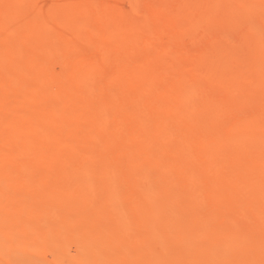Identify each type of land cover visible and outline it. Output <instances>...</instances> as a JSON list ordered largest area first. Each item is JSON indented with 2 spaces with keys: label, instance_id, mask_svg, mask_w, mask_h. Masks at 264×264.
<instances>
[{
  "label": "rangeland",
  "instance_id": "1",
  "mask_svg": "<svg viewBox=\"0 0 264 264\" xmlns=\"http://www.w3.org/2000/svg\"><path fill=\"white\" fill-rule=\"evenodd\" d=\"M2 2L0 264H264V0Z\"/></svg>",
  "mask_w": 264,
  "mask_h": 264
},
{
  "label": "bare ground",
  "instance_id": "2",
  "mask_svg": "<svg viewBox=\"0 0 264 264\" xmlns=\"http://www.w3.org/2000/svg\"><path fill=\"white\" fill-rule=\"evenodd\" d=\"M0 2H2V0H0ZM2 3H4V2H2ZM0 5H1V4H0ZM4 5H5V4H4ZM5 6H6V5H5ZM0 8H1V7H0ZM1 9H3V8H1ZM194 10H195V9H194ZM202 11H203V10H202ZM201 13H202V12H201ZM13 15H14V14H13ZM228 16H230V18H231V15H228ZM234 17H235V15H234ZM225 18H226V17H225ZM230 18H229V19H230ZM232 18H233V16H232ZM191 19H192V18H191ZM227 19H228V18H227ZM233 19H234V18H233ZM233 19H232V20H233ZM49 20H50V19H49ZM230 20H231V19H230ZM192 21H193V20H192ZM228 21H229V20H228ZM45 22H46V21H45ZM190 24H192V23H190ZM184 30H185V29H184ZM100 31H101V30H100ZM100 31H99V32H100ZM145 31H146V30H145ZM179 31H180V29H179ZM179 31H178L177 33H179ZM119 32H120V31H119ZM125 32H126V31H125ZM127 32H128V31H127ZM183 32H184V31H183ZM185 32H187V31H185ZM181 33H182V32H181ZM181 33H179V34H181ZM187 33H188V32H187ZM99 34H100V33H99ZM101 34H102V32H101ZM184 34H185V33H184ZM184 34H183V35H184ZM186 35H187V34H186ZM99 36H100V35H99ZM143 36H144V35H143ZM143 36H142V37H143ZM188 36H189V35H188ZM100 37H101V36H100ZM144 38H145V36H144ZM99 39H100V38H99ZM141 39H142V38H141ZM34 41H35V40H34ZM35 42H36V41H35ZM37 42H38V41H37ZM37 44H38V43H37ZM73 45L75 46V44H73ZM168 47H169V46H168ZM65 49H66V48H65ZM165 49H166V48H165ZM63 50H64V49H63ZM170 50H171V48H170ZM170 52H172V50H171ZM174 52H176V51L174 50ZM177 53H179V52H177ZM179 54H180V53H179ZM182 54H183V53H182ZM182 54H181V55H182ZM184 54H185V52H184ZM184 54H183V55H184ZM186 54H187V53H186ZM186 54H185V55H186ZM151 57H152V56H151ZM149 58H150V56H149ZM152 59H153V58H152ZM152 59H151V61H152ZM171 60H172L173 62L176 61V59H172V58H171ZM149 61H150V60H149ZM168 62L170 63L169 58H168ZM176 62H177V61H176ZM171 64H173V63H171ZM174 64H175V63H174ZM174 64H173V65H174ZM175 65H176V64H175ZM70 68H71V66H70ZM72 68H73V67H72ZM72 68H71L70 72H72ZM87 69H90V68L87 67ZM87 69L84 68V70H87ZM96 69H97V68H95L92 72H95ZM101 70H102V69H101ZM101 70H100V71H101ZM68 71H69V70H68ZM73 71L75 72V68H74ZM179 71H180V70H179ZM81 72H82L81 74L85 77V76H86L85 74H86V73L89 74V73H90V70H87L86 73H85V72L83 71V69H82ZM97 72H98V71H97ZM105 72H106V71H105ZM171 72H172V71H171ZM177 72H178V71H177ZM177 72H176V73H177ZM83 73H84V74H83ZM99 73H101V72H99ZM103 73H104V71H103ZM137 73H138V72H137ZM167 73L169 74V71H168ZM167 73H166V75H168ZM183 73H184V72H183ZM183 73H182V75H183ZM185 73H187V72H185ZM81 74H80V76H81ZM90 74H91V73H90ZM171 74H172V73H171ZM178 74H179V76H180V73H178ZM187 74H188V73H187ZM25 75H26V74H25ZM94 75H95V76H96V75L98 76L99 74L95 72ZM103 75H104V74H103ZM185 75H186V74H184V76H185ZM80 76H79V77H80ZM83 76H82V77H83ZM88 76H89V75H88ZM95 76H93V77H95ZM97 76H96V77H97ZM170 76H171V75H170ZM170 76H169V77H170ZM174 76H176V75H174ZM174 76H173V77H174ZM179 76H178V77H179ZM158 77H159V76H158ZM158 77H157V78H158ZM178 77H175V78H178ZM19 78H20V77H19ZM21 78H22V77H21ZM24 78H25V76H24V74H23V79H24ZM86 78H88V77H86ZM90 78H91V77H90ZM154 78H155V77H154ZM165 78H166V77H165ZM181 78H182V77H181ZM80 79L83 80V78H81V77H80ZM80 79H79V81H80ZM155 79H156V78H155ZM162 79H163V78H162ZM166 79H168V77H167ZM179 79H180V78H179ZM179 79H178V81H179ZM182 79H183V78H182ZM187 79L189 80V76H187ZM187 79H186V80H187ZM20 80H21V79H20ZM87 80H88V79H87ZM169 80H170V78H169ZM173 80H176V79H173ZM173 80H172V81H173ZM180 80H181V79H180ZM184 80H185V79H184ZM184 80H183V81H184ZM118 81H119V80H118ZM121 81H122V80H121ZM121 81H120V82H121ZM178 81H176V82L178 83ZM181 81H182V80H181ZM186 82H187V81H186ZM42 83H44V82H42ZM42 83H40V84H42ZM50 83H51V82H50ZM180 83H181V82H180ZM180 83H179V84H180ZM44 84H45V83H44ZM46 84H48V83H46ZM46 84H45V85H46ZM117 84H118V82H117ZM184 84H186V83H184ZM184 84H182V85H184ZM187 84H188V82H187ZM49 85H50V86H53V85H51V84H49ZM49 85H48V86L46 85V86L49 87ZM118 85H119V84H118ZM76 86H77V85H76ZM191 86H192V85H191ZM44 87H45V86H44ZM116 87H117V86H116ZM116 87H115V88H116ZM119 87H120V85H119ZM194 87H196V86H194ZM41 88H43V86H42ZM117 88H118V87H117ZM196 88H197V87H196ZM50 90H51V89H50ZM178 93H179V92H178ZM180 94L182 95V93H181V92L179 93V97H180ZM226 94H227V93H226ZM177 95H178V94H177ZM224 96H226V95H224ZM179 97H178V98H179ZM176 99H177V98H176ZM192 99H194V98H192ZM5 100H6V99H5ZM5 100H4V101H5ZM27 100H28V99H27ZM31 100H32V98H31ZM197 100H198V99H197ZM5 102L8 103V105H6V106H7V107H11V108H12V107L15 105V103H16V101L13 100L12 98L7 99ZM5 102H4V103H5ZM192 102H193V101H192ZM148 103H149V102H148ZM5 104H6V103H5ZM19 104H20L19 102L16 103V105H19ZM150 104H151V103H150ZM16 105H15V106H16ZM28 105H29V106H30V105H31V106L34 105V102H33V101H29V104H28ZM19 106H21V104H20ZM16 107L18 108V106H16ZM32 107H33V106H32ZM147 107H152V105L147 106ZM17 108H16V109H17ZM13 109H15V108L13 107ZM164 111H165V110H164ZM214 111H215V110H214ZM164 113H165V112H164ZM164 113H163V114H164ZM210 113H211V112H210ZM211 114H214V113H211ZM215 114H216V113H215ZM161 116H163V115H161ZM164 116H165V114H164ZM200 116H201V115H200ZM162 118H164V117H162ZM166 118H167V117H166ZM201 118H202V117H201ZM201 118H200V119H201ZM200 119H199V120H200ZM237 119H238V118H237ZM51 120H53V119H51ZM51 120H50V118H49V122H50ZM164 120H165V119H164ZM235 120H236V119H235ZM47 121H48V118H47ZM47 121H46V122H47ZM172 121H173V119H172ZM172 121H170V122H172ZM176 121H177V120H176ZM237 121H238V120H237ZM49 122H47V123H48V126H49ZM233 122H234V121H233ZM47 123H46V124H47ZM50 123H51V122H50ZM172 123H173V122H172ZM174 123H175V121H174ZM174 123H173V124H174ZM66 124H67V123H66ZM66 124H65V125H66ZM69 124H70V123H69ZM175 124H176V123H175ZM67 125H68V124H67ZM46 126H47V125H46ZM70 127H71V126H70ZM233 127H234V125H233ZM233 127H232V130L229 131L231 135H234V133H233V132H234V128H233ZM38 128L41 129L40 127H38ZM43 128H44V127H42V129H43ZM73 128H75V127H73ZM45 129H46V128H45ZM92 129H93V128H92ZM36 130H37V129H36ZM36 130H35V131H36ZM45 132H46V131H45ZM45 132H44V133H45ZM94 132H95V131H94ZM94 132H91V131H90V132H88V134H89V133L91 134V133H94ZM41 133H43V131L40 132V134H41ZM37 134H39V133L36 132V135H37ZM86 134H87V133H86ZM32 135H33V133H32ZM34 135H35V134H34ZM44 135H45V134H44ZM44 135H43V137H44ZM45 136H46V135H45ZM47 136H48V134H47ZM228 136H229V135H228ZM27 137H29V136H27ZM38 137H39V136H38ZM229 137H230V136H229ZM236 137H237V136H236ZM19 138H21V137H19ZM23 138H24V137H23ZM30 138H31V137H30ZM40 138H42V136H40ZM237 138H238V137H237ZM242 138H243V137H242ZM28 139H29V138H28ZM233 139H234V138H233ZM18 140H19V139H18ZM18 140H14V141L18 142ZM26 140H27V139H26ZM30 140H32V138H31ZM30 140H27V142L29 141V144H30ZM8 142H12V143H13V141H9V140H8ZM31 142H32V141H31ZM213 142H214V141H213ZM12 143H10V146H11ZM21 143H23L22 140H21ZM21 143H18V144H21ZM70 143H71V142H70ZM16 144H17V143H16ZM29 144H28V145H29ZM31 144H33V143H31ZM31 144H30V146H31ZM8 145H9V144H8L7 141H6V144H5V146H4V147H5V152L7 151L8 147H9ZM26 145H27V144H26ZM69 145H70V144H69ZM69 145H68V143H67V146H69ZM202 146H203V145H202ZM31 147H32V146H31ZM69 147L71 148V145H70ZM76 147H77V145H76ZM72 148H73V146H72ZM75 149H76V148H75ZM140 149H141V148H140ZM209 150H210V149H209ZM209 152H210V151H209ZM3 153H4V152H3ZM7 153L10 154V152H7ZM187 154H188V153H187ZM187 154H186V156H187ZM3 155H4V154H3ZM189 155H190V153H189ZM189 155H188V156H189ZM186 156H185V157H186ZM25 159H26V158H25ZM200 159H201V157H200ZM4 160H5V159H4ZM31 160H32V159H31ZM31 160H29V161H31ZM2 161H3V158H2V160L0 159V163H1ZM25 161H28V157H27V160H25ZM29 161H28V164L31 165V164H30L31 162H29ZM7 162H8V161H7ZM36 162H37V161H36ZM196 162H197V161H196ZM199 162H200V161H199ZM4 163H5V161H4ZM4 163H3V162L1 163V164H3L2 166H4ZM9 163H10V162H9ZM26 163H27V162H26ZM34 163H35V162H34ZM34 163H32V164H34ZM197 163H198V162H197ZM28 164H27V165H28ZM6 165H7V163L5 164V166H6ZM8 165H9V164H8ZM201 165H202V164H201ZM5 166H4V169H6ZM9 167H10V165H9ZM9 167H8V169H6L8 172H9V169L11 170L12 166H11V168H9ZM231 168H232V167H231ZM209 169H210V168H209ZM10 172H11V171H10ZM10 172H9V173H10ZM63 172H64V171H63ZM66 172H67V171H66ZM70 172H73V171H70ZM70 172H69V170H68V173H70ZM54 173H55V172H54ZM68 173H66V174L68 175ZM64 174H65V173H64ZM72 174H73V173H72ZM169 174H170V176H171V173H170V172H169ZM70 175H71V174H70ZM45 176H46V175H45ZM168 176H169V175H168ZM69 178H70V177H69ZM169 178H170V177H169ZM73 180H74V179H73ZM70 181H71V179H70ZM134 200H135V199H134ZM190 203H191V202H190ZM2 204H3V202H2ZM4 204H5V203H4ZM0 206H1V205H0ZM2 206H3V205H2ZM4 206H5V205H4ZM5 207H6V206H5ZM0 208H1V207H0ZM7 208H8V207H7ZM2 209H3V207H2ZM2 209H0V211H1ZM6 210H7V209H6ZM3 211H4V210H2V213H3ZM6 212H7V211H6ZM86 216H87V215H86ZM26 219H27V218H26ZM30 221H31V220H30ZM24 223H25V222H24ZM26 224H27V221H26ZM28 224L30 225V224H32V223H31V222H28ZM58 229H59V228H58ZM49 233H51V232H49ZM45 234H46V233H45ZM40 235H41V234H40ZM40 235H39V237H38L39 239H38V238H36V239H37L38 241H41V242L43 243V242L46 240V238H45L46 236L44 237V235L42 234L43 237H40ZM49 235H50V234H49ZM40 238H41V240H40ZM44 238H45V239H44ZM13 240H14V239H13ZM42 240H44V241H42ZM29 241H30V240H28V243H25V242H24V243L28 245V244L31 242V241H30V242H29ZM15 242H16V241H15ZM26 242H27V240H26ZM12 243H13V242H12ZM22 243H23V242H22ZM22 243H21V244H22ZM14 244H15V243H14ZM32 245H33V244L31 243V247H32V249H33V246H32ZM25 247H26V246H25ZM27 247L29 248L30 245H28ZM32 249H31V250H32ZM56 249H57V248H56ZM56 249H55V250H56ZM57 250H58V249H57ZM55 252H56V251H55ZM57 253H58V251H57ZM59 253H60V252H59ZM79 258H80V257H79ZM82 258H83V257H82ZM82 258H81V260H83ZM37 259H38V258H37ZM46 259H47V258H46ZM39 260H40V259H39ZM39 260H38V262H39ZM51 260H52V259H51ZM73 260H74V259H73ZM78 260H79V259H78ZM78 260H76V262L74 261L72 264H74V263H75V264H78V263L80 262V260H79V261H78ZM77 262H78V263H77ZM40 263H41V262H40ZM100 263H102V262H100ZM103 263H104V262H103ZM46 264H48V263H46ZM79 264H80V263H79Z\"/></svg>",
  "mask_w": 264,
  "mask_h": 264
}]
</instances>
